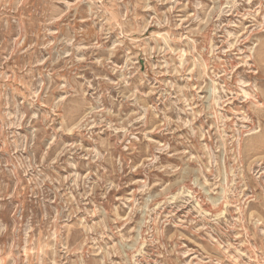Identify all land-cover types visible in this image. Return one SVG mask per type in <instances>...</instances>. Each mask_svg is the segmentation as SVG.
<instances>
[{
    "label": "rangeland",
    "instance_id": "374dc122",
    "mask_svg": "<svg viewBox=\"0 0 264 264\" xmlns=\"http://www.w3.org/2000/svg\"><path fill=\"white\" fill-rule=\"evenodd\" d=\"M0 264H264V0H0Z\"/></svg>",
    "mask_w": 264,
    "mask_h": 264
}]
</instances>
